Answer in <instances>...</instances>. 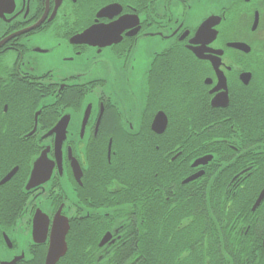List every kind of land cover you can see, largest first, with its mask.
<instances>
[{
  "label": "flooded vegetation",
  "instance_id": "af4514ba",
  "mask_svg": "<svg viewBox=\"0 0 264 264\" xmlns=\"http://www.w3.org/2000/svg\"><path fill=\"white\" fill-rule=\"evenodd\" d=\"M181 101L201 124H171ZM263 133L264 0H0V264H45L68 226L59 262L74 223L91 264L138 260L151 175L130 171L156 152L165 241L260 261Z\"/></svg>",
  "mask_w": 264,
  "mask_h": 264
},
{
  "label": "trees",
  "instance_id": "16d2710c",
  "mask_svg": "<svg viewBox=\"0 0 264 264\" xmlns=\"http://www.w3.org/2000/svg\"><path fill=\"white\" fill-rule=\"evenodd\" d=\"M182 103V101H181ZM181 112L177 116H173L171 112L169 111L168 115L171 118V124L173 123L174 119H178V124L182 126H187L195 123H200L199 117L196 120L191 121V119L196 116V113L193 108H188L187 105L183 104ZM207 136V132L203 134L204 140L198 138L195 145H200L203 142H206L205 137ZM263 141H264V133H263ZM198 145L199 149H203V147H200ZM198 149V150H199ZM205 152V151H203ZM158 153H155V156H151V165L149 164L148 167L144 166L142 163H139L136 168L138 170L136 171H130V172H136V173H149L151 175L149 186V192H150V207L148 211L144 214L145 220L147 219V226L141 225L139 230V237L140 244L139 249L141 250V255L138 260H126L125 264H220L218 261H209L208 256L201 255L199 253V256H193L187 253H184V251L187 248L186 242L182 241L183 239L179 238V236H173L171 240L165 241V230L163 229L162 224V210H161V164L160 161L157 162ZM254 166V173L255 175H258L259 178L256 180L259 181V183L264 184V154L261 156L259 160H256ZM237 166L230 167L229 169L233 170L236 169ZM229 169H224L221 174L229 173ZM158 174L154 176V174ZM167 173L169 175H177L175 168L170 165L168 167ZM173 220H175V215L173 216ZM79 227H77V224L74 223L72 226L71 234L69 237V249L67 255L62 258L57 264H91L89 260V252L88 249L92 247L93 249L96 248V243H88V239L91 238L88 237V233L90 229L85 228L86 236H81L83 239V242L81 243L79 240ZM84 232V233H85ZM167 232L172 233L173 229L171 226H168ZM170 238V237H169ZM86 241V243H84ZM94 241V239H93ZM189 246V245H188ZM253 245H244L241 248L244 249V252H249L250 249H252ZM259 247L260 255H262L261 260L258 261V259H252L249 264H264V249L261 246ZM145 250H147L146 258L144 260L143 254L145 253ZM94 264V262H92ZM243 264V262L236 261V259H233L232 261L226 263V264ZM100 264H115L112 258V254L108 257H105Z\"/></svg>",
  "mask_w": 264,
  "mask_h": 264
},
{
  "label": "water",
  "instance_id": "95a60500",
  "mask_svg": "<svg viewBox=\"0 0 264 264\" xmlns=\"http://www.w3.org/2000/svg\"><path fill=\"white\" fill-rule=\"evenodd\" d=\"M88 110H89V108H88ZM62 122L63 121L61 120L57 127L61 126ZM167 126H168V118H167L166 114L164 112H159L156 115V117L154 118L153 129L156 130L158 133H162V132H164L166 130ZM57 129L62 131L59 128H57ZM208 158H211V157H204V158L198 160L196 163H194V166H196L198 164H201V163H206V160ZM42 159L43 158H40L38 160V162L36 164V168L33 171V174H32L31 180H30V184L31 185H34L37 182H39V179H38V176H39L38 166H40ZM202 173L203 172L197 173L196 175H194V176L190 177L189 179H187V181L188 180H193V179L199 177L200 175H202ZM8 178L9 177H7L5 180H7ZM263 200H264V187H263L258 199L256 200V202H255V204L253 206V210H255L261 204V202ZM67 231H68V226L64 229V231L63 230L57 231L56 235L52 239V244L50 246V250L48 252V257H47V260H46L45 264H57L58 260L62 256H64V254L67 251V246H66V243H65V235H66ZM110 237H111V234L107 233L103 237L100 245H103L104 243H106L107 240ZM2 264H7V263H2Z\"/></svg>",
  "mask_w": 264,
  "mask_h": 264
},
{
  "label": "rangeland",
  "instance_id": "374dc122",
  "mask_svg": "<svg viewBox=\"0 0 264 264\" xmlns=\"http://www.w3.org/2000/svg\"><path fill=\"white\" fill-rule=\"evenodd\" d=\"M93 96H94V94H93V93H92V94H90V95H89V97H90V98H89V100H90V99H92V98H94Z\"/></svg>",
  "mask_w": 264,
  "mask_h": 264
},
{
  "label": "bare ground",
  "instance_id": "6f19581e",
  "mask_svg": "<svg viewBox=\"0 0 264 264\" xmlns=\"http://www.w3.org/2000/svg\"><path fill=\"white\" fill-rule=\"evenodd\" d=\"M145 123V122H144ZM121 125V124H120ZM122 127V126H121Z\"/></svg>",
  "mask_w": 264,
  "mask_h": 264
}]
</instances>
